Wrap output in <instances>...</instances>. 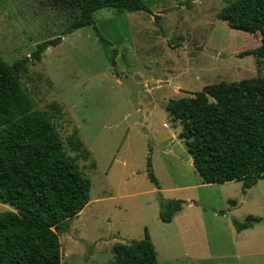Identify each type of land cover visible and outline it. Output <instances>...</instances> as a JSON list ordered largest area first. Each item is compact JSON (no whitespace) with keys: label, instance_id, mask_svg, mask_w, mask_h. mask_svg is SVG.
<instances>
[{"label":"rangeland","instance_id":"374dc122","mask_svg":"<svg viewBox=\"0 0 264 264\" xmlns=\"http://www.w3.org/2000/svg\"><path fill=\"white\" fill-rule=\"evenodd\" d=\"M143 1L151 14L97 11L93 26L63 36L21 76L66 154L77 155L67 145L74 133L90 153L77 160L90 200L59 226L61 264H112L116 244L147 232L158 264H264V179L250 189L203 184L165 111L169 100L205 86L264 77V60L240 57L259 45V34L219 19L226 0ZM67 23L41 0H2L0 57L12 64L29 56ZM120 79L138 85L136 106ZM162 200L182 201L170 223L158 217ZM10 209L0 203V212ZM249 216L260 221L237 233L233 220Z\"/></svg>","mask_w":264,"mask_h":264},{"label":"trees","instance_id":"16d2710c","mask_svg":"<svg viewBox=\"0 0 264 264\" xmlns=\"http://www.w3.org/2000/svg\"><path fill=\"white\" fill-rule=\"evenodd\" d=\"M41 1L67 15L61 34L12 64L0 57V203L11 207L0 212V264H61L59 226L90 200V180L77 164L90 153L74 133L67 145L77 155L66 154L49 113L35 108L23 88L22 74L63 36L93 26L99 10L152 13L143 0ZM226 1L219 19L231 29L259 34V45L240 57L264 60V0ZM165 111L172 127H179L178 139L203 184L241 182L250 189L264 179V77L205 86L191 97L169 100ZM148 177L157 185L150 170ZM181 205L180 200H162L159 219L170 223ZM259 221L249 216L233 220V226L240 233ZM112 264H158L148 232L140 241L116 244Z\"/></svg>","mask_w":264,"mask_h":264},{"label":"water","instance_id":"95a60500","mask_svg":"<svg viewBox=\"0 0 264 264\" xmlns=\"http://www.w3.org/2000/svg\"><path fill=\"white\" fill-rule=\"evenodd\" d=\"M119 82L121 84L126 85L129 88L131 102L133 103L134 106H136L137 105V91L139 89L138 85L127 79H120Z\"/></svg>","mask_w":264,"mask_h":264}]
</instances>
